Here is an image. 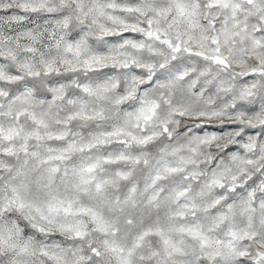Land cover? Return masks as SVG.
Returning a JSON list of instances; mask_svg holds the SVG:
<instances>
[{
	"label": "snow or ice",
	"instance_id": "1",
	"mask_svg": "<svg viewBox=\"0 0 264 264\" xmlns=\"http://www.w3.org/2000/svg\"><path fill=\"white\" fill-rule=\"evenodd\" d=\"M0 264H264V0H0Z\"/></svg>",
	"mask_w": 264,
	"mask_h": 264
}]
</instances>
